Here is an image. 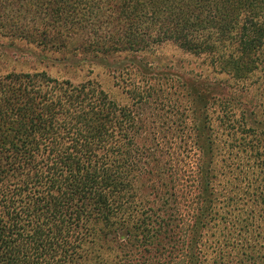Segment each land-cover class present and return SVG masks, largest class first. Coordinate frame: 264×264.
Returning a JSON list of instances; mask_svg holds the SVG:
<instances>
[{"label":"trees","instance_id":"obj_1","mask_svg":"<svg viewBox=\"0 0 264 264\" xmlns=\"http://www.w3.org/2000/svg\"><path fill=\"white\" fill-rule=\"evenodd\" d=\"M0 35L104 55L173 42L249 74L264 0H0ZM145 67L138 113L89 80L0 69V264H81L96 238L120 248L115 264H264V178L243 203L214 190L198 127L159 118L175 83Z\"/></svg>","mask_w":264,"mask_h":264},{"label":"rangeland","instance_id":"obj_2","mask_svg":"<svg viewBox=\"0 0 264 264\" xmlns=\"http://www.w3.org/2000/svg\"><path fill=\"white\" fill-rule=\"evenodd\" d=\"M139 64L146 65L149 76L158 78L156 82L175 83L165 86L161 94L163 116L159 118L170 120L167 126L173 125L174 120H186L187 126L198 127L203 166L216 167L217 171L212 173L221 180L214 190L223 186L228 195L239 196L238 201H249L251 198L247 199L245 194L248 182L255 186L256 180L264 178L256 166L255 155L257 151L264 154L263 64L249 74H235L221 63L213 66L207 55L189 52L173 42L139 52L104 55L74 50L71 46L45 47L0 35L2 71H46L54 77L89 80L120 105L136 110L135 113L139 109L132 105L134 84L143 82V73L136 69ZM211 138L215 144L212 151ZM224 165L228 175L225 180L218 173L219 166ZM138 192L141 197L140 185ZM83 253L81 264H115L121 256L116 243L102 238L86 245Z\"/></svg>","mask_w":264,"mask_h":264}]
</instances>
